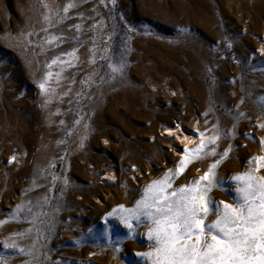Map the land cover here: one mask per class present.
Returning a JSON list of instances; mask_svg holds the SVG:
<instances>
[{
    "label": "rangeland",
    "instance_id": "obj_1",
    "mask_svg": "<svg viewBox=\"0 0 264 264\" xmlns=\"http://www.w3.org/2000/svg\"><path fill=\"white\" fill-rule=\"evenodd\" d=\"M165 121L216 133L205 151L228 150L225 190L209 195L233 203L230 177L264 156V0H0V264H131L149 251L144 224L119 253L101 233L107 222L125 237L107 214L176 168ZM217 159L194 160L173 187Z\"/></svg>",
    "mask_w": 264,
    "mask_h": 264
},
{
    "label": "snow or ice",
    "instance_id": "obj_2",
    "mask_svg": "<svg viewBox=\"0 0 264 264\" xmlns=\"http://www.w3.org/2000/svg\"><path fill=\"white\" fill-rule=\"evenodd\" d=\"M111 2L114 4L115 0ZM43 6L48 8L47 4ZM74 6L66 5L64 11ZM44 19L49 18L45 15ZM112 70L119 72L121 68L113 67ZM49 76L51 73L38 84L44 95L49 91L46 88ZM48 102L46 99L45 104ZM197 135L203 137L204 133ZM216 140L215 136L202 139L192 149L185 148L176 168L145 185L141 198L134 202L133 207L119 205L108 213L106 221L117 219L127 232L125 237H117L113 241L110 225L106 222L101 235L107 245L119 253L120 245L136 235L134 221L136 226L144 224L147 228L145 238L150 250L129 254L134 257L131 264H264V177L256 174L264 168V156L253 157L248 161L249 167L245 172L230 177L235 184L233 203L217 202L209 194L216 187L225 190L223 181L216 179V169L228 156V150L223 153H216L214 149L205 151L207 145L215 144ZM260 143L264 151V141ZM217 155L219 159L209 164L202 176L173 187L174 178L191 162ZM253 161L256 162L255 167L252 166ZM210 216L214 218L209 219ZM91 232L92 229H89ZM17 235L23 236L24 233ZM3 246L14 247L7 243ZM18 251L24 253L22 248Z\"/></svg>",
    "mask_w": 264,
    "mask_h": 264
},
{
    "label": "bare ground",
    "instance_id": "obj_3",
    "mask_svg": "<svg viewBox=\"0 0 264 264\" xmlns=\"http://www.w3.org/2000/svg\"><path fill=\"white\" fill-rule=\"evenodd\" d=\"M144 84L143 83H139V85ZM153 85H155V83H153ZM144 91H148L147 89H144ZM164 129L166 130L165 135L166 137H168L169 133L174 132L173 134H175L179 140H168L166 138V141L171 143V145L173 146L174 150L177 152V155H182L183 150L185 149L184 145L189 144L191 141H193V138L195 139L193 143H199L202 139H208L211 137H214L216 133L212 134L209 133L207 131H204L202 129V126L200 125V123L198 122H194L192 123V125L194 126V128L192 127H180L179 131H175L174 128L175 126L171 125L168 121L164 122ZM197 133H204V136L201 137L199 135H197ZM7 138V136L5 135V139ZM165 140V139H164ZM6 144L9 145V142H7ZM16 153V152H15ZM13 161L16 162L18 160H22V158H18V156L13 155ZM108 173V172H107Z\"/></svg>",
    "mask_w": 264,
    "mask_h": 264
}]
</instances>
